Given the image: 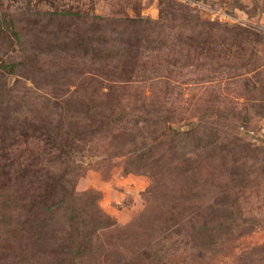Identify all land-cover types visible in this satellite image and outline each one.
<instances>
[{"label": "rangeland", "instance_id": "obj_1", "mask_svg": "<svg viewBox=\"0 0 264 264\" xmlns=\"http://www.w3.org/2000/svg\"><path fill=\"white\" fill-rule=\"evenodd\" d=\"M0 264H264V0H0Z\"/></svg>", "mask_w": 264, "mask_h": 264}]
</instances>
